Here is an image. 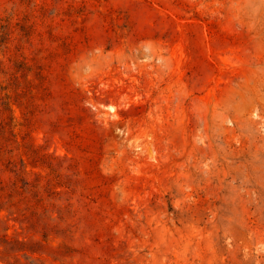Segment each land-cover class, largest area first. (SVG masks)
Returning a JSON list of instances; mask_svg holds the SVG:
<instances>
[{
	"label": "rangeland",
	"instance_id": "obj_1",
	"mask_svg": "<svg viewBox=\"0 0 264 264\" xmlns=\"http://www.w3.org/2000/svg\"><path fill=\"white\" fill-rule=\"evenodd\" d=\"M0 264H264V0H0Z\"/></svg>",
	"mask_w": 264,
	"mask_h": 264
}]
</instances>
